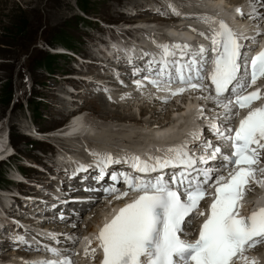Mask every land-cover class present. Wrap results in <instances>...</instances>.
Segmentation results:
<instances>
[{
    "label": "snow or ice",
    "instance_id": "snow-or-ice-1",
    "mask_svg": "<svg viewBox=\"0 0 264 264\" xmlns=\"http://www.w3.org/2000/svg\"><path fill=\"white\" fill-rule=\"evenodd\" d=\"M249 2L256 14L253 18L264 19V12L259 11L264 0ZM237 12L244 15L240 9ZM199 19L208 23L214 18ZM210 39L211 48L201 45L196 50L187 44L161 45V58L149 60L144 68H135L133 75L141 76L134 81L138 89L143 87V81L164 91H170L173 83L186 86L171 91L173 96L188 89L203 91L207 87L205 81L210 80L215 95L204 98L223 109L214 117L216 122L207 126L212 139L203 131L193 132L191 144L169 147L165 150L169 155L150 156L148 160L135 155L114 158L110 153H91L96 157L99 173L95 179L109 176L113 182L105 192L115 194L117 199L129 192L140 193L100 229L96 239L103 251L102 264H237L245 259V249L264 243V207L247 217L239 213L240 200L250 180L257 173H264V167H258L260 150H264V105L252 107L264 92L248 91L259 78H264V50L249 57L244 51L248 46L242 43L249 37L236 33L224 21L219 22V30L214 29ZM209 60L210 72L206 68ZM239 109H247V114L236 127L233 117L239 115ZM120 164L132 171H107ZM79 171H87V167L80 165ZM121 183L126 191L115 187ZM208 188L215 189L212 203L207 214L197 213ZM196 215L205 218L198 237L189 241L183 237ZM15 240L26 243L22 236ZM45 247L54 257L60 256L57 249ZM31 264L74 262L64 257Z\"/></svg>",
    "mask_w": 264,
    "mask_h": 264
},
{
    "label": "rangeland",
    "instance_id": "rangeland-1",
    "mask_svg": "<svg viewBox=\"0 0 264 264\" xmlns=\"http://www.w3.org/2000/svg\"><path fill=\"white\" fill-rule=\"evenodd\" d=\"M132 1L134 0H0V133L3 131L6 132V130L9 131L11 143L14 144V148L17 151L9 159L11 164H8L9 161L0 164V170L3 173V175H0V179L2 177L4 178V181L0 182L2 184L0 188H11L14 185L16 186L14 190L17 193H20L18 191L19 188H22L21 191L25 193V190L35 189V187L43 192L45 190L51 192L33 181H28V179L25 181L19 178L16 171L18 168L25 177L32 174L35 175L39 172L31 166L33 165L32 162L35 161L36 163L40 162L42 164L48 162L50 154L56 150L54 149L53 143L58 144L53 140L55 137V140L63 138L67 133L69 129L66 126V122L71 113L77 110L78 104L82 105V109L93 108L92 110L96 116V113L101 114L103 110L108 111L111 116L118 115L116 117L119 118L124 115H129L130 109L128 107L119 108V110L126 112L124 115H119L116 105L108 102L102 104L98 98L89 97L91 95L88 93L85 95L79 94L78 96L79 98L87 97L86 100L84 98H82V101L72 100L68 105L67 103L65 104L64 99H59L60 101L57 102V99L62 98L61 95H64L63 89L71 79L67 74L74 73L76 71L75 69L82 65L77 62L79 61L78 59H73L72 61L66 55L59 54L48 59L45 65L41 64V62L44 61L46 53L50 52L48 47L53 49L57 46H64L62 43L53 42L58 37L63 38L64 36L67 38L68 42L72 45V51L76 54L84 55L90 54L92 48L97 45L95 44L98 42L96 40L100 39L102 34H108L109 29H113V27L114 30L120 32V30H123L122 28H126L132 23L145 22L146 25H152L147 20L150 13L145 11L132 13L131 10L134 8ZM140 1L141 5H138L141 8L140 10H143V7L157 9L154 6V0ZM80 5H84L86 11H82L79 7ZM160 8L155 11V15L160 16L159 12L163 7ZM150 15L152 16L151 18H157L155 15ZM130 17L140 18H135V21H137L133 22V19H129ZM141 18L146 20L140 21ZM21 21H27L28 27L22 32H16L15 27ZM103 24H107L110 27L107 29ZM83 62L86 63L88 61ZM88 64L94 63L89 61ZM94 66L97 67L96 65ZM108 68L109 66H105L103 69L108 70ZM80 69L81 73L92 72L91 69H87L85 66ZM10 76L12 77V82H9ZM82 77L85 78V76ZM69 85L71 84L69 83ZM9 90H12V102L10 104L7 102L8 97L6 94ZM30 91L32 92V95H30L32 98L30 99L29 106H27L25 98L29 95ZM75 95H78V93L73 94V98L76 99ZM67 97L70 96L68 95ZM18 101L22 105L19 106L16 104L12 107L13 103ZM148 108L150 109V107ZM140 109L142 108L135 106L132 111H135L136 115H138L140 114ZM141 116H144V114ZM30 121H34V127H37V133H33V135L24 134L25 128L30 125ZM97 121H101V123L105 122L101 119H97ZM151 121L154 120L152 119ZM128 124L133 126L131 123ZM103 126L101 125V127ZM134 126L136 125L134 124ZM98 130H100V127H98ZM68 132L75 134L71 129ZM30 133L32 134V132ZM104 142L106 141L101 143ZM43 166L46 167V165ZM10 176L17 181L16 184L11 181ZM18 181L33 186L25 187ZM53 196L56 195L53 194ZM14 199L15 201L20 200L23 203V209H25V202L23 200L16 199L15 197ZM27 199L31 204L37 201L33 198ZM39 203L46 208L51 206L42 201H39ZM62 206L65 205L62 204ZM63 208L65 211L71 209L67 206ZM76 210L77 212L78 210L81 211V208L77 207ZM27 213L30 214V210L27 209ZM37 213L39 214L40 212ZM32 215L37 214L31 213L30 217ZM8 217L10 218V216ZM26 219L29 218L26 217ZM55 224L57 225V223ZM2 231H4V228ZM17 233L16 235L19 234ZM29 235L28 233V238L30 237ZM33 240L37 242L39 239L31 235V241ZM19 250L20 253H24L23 249ZM7 251L9 252V249Z\"/></svg>",
    "mask_w": 264,
    "mask_h": 264
},
{
    "label": "bare ground",
    "instance_id": "bare-ground-1",
    "mask_svg": "<svg viewBox=\"0 0 264 264\" xmlns=\"http://www.w3.org/2000/svg\"><path fill=\"white\" fill-rule=\"evenodd\" d=\"M150 1H152V0H150ZM154 1H155L154 6H156L157 9L160 7H164L165 3L167 2V0H154ZM243 1L244 0H225L223 2V4H220L221 7L218 8L217 11H215V12H218L219 14H225V11L227 10V8H231V6H233V7L242 8L243 11L247 8L246 12L250 11L247 13V15L248 16H255L256 14L252 13V7L251 6H253V5H251L249 2L247 7L245 8L239 4V3H242ZM132 2L134 4L135 12H140V11L144 12L145 11V12H148L154 16L156 13L155 11H157V9H155V8H151V9H150V7L144 8L143 7L144 5L142 6L143 10H140L141 8H139L138 5H141V1L140 0H134ZM143 4H144V2H143ZM218 4H219V2L217 0H185V6L190 7L194 12H197V13L205 12L210 7L214 8V6L215 7L218 6ZM257 7H258V5H257ZM125 9H127V8H125ZM259 11L264 12V8L263 7L259 8ZM250 13H251V15H250ZM150 14L148 16L149 18L147 17L148 22H158L157 24H160L162 22V21L159 22L161 19V16L155 15L157 18L154 19V18H151L152 16ZM135 18H140V17H130L129 19L130 20L133 19V22H136L137 20L135 21ZM125 19H127V18H125ZM259 19H260V17H258V16L256 18H254L253 23L250 24L249 28H251V29L253 28L254 31L258 30L262 34L261 29L264 26L261 25L262 22H259ZM141 20H146V19L141 18L140 21ZM144 26H150V25L147 24ZM163 29L167 30L168 32H172V30H173L171 27H169L166 24L163 25ZM186 29L187 28L183 27L181 30H186ZM139 30L143 31L142 28H140ZM139 30L135 29L134 31L138 32ZM126 36H130L129 31H127V30H120V32H118V30H114V28L109 29L108 34L105 33V35H103L101 37V39L99 40L100 43H98V42L95 43L97 45H95L94 48H92L90 54H84V55L77 54V56L79 57V59H78L79 61H77V62L81 63L80 65H82V66H79V68L75 69L76 71L74 73L67 74L71 78L68 82L71 84L73 91L78 92V95H75L76 99L73 98L74 93L70 94V96H71L70 100L71 101L72 100H79L80 101L83 97L79 98L78 97L79 94L85 95L86 93H88L89 95H91L89 97L98 98L100 103H102V104L104 102L107 103V101L103 99V96L101 94L97 93L98 91L94 92V90H92L95 86V83L92 82L89 78H87L89 80H87V79L82 80L81 76H88L90 78H93L92 77V76H94L93 74L98 75L99 70H100V67L98 65L100 64L101 67L104 68V66L106 64H108L110 56L112 59L110 64H113L114 63L113 61H115L116 59H119V58L123 61L135 63L138 60L137 56L139 54L136 52V49L131 46L132 45L131 42L127 41L125 39ZM261 40H262L261 42H264V35L261 37ZM83 61H88V62H86L87 63L86 64ZM89 61L94 63V64H88ZM94 65H96L98 68L95 67ZM84 66L87 69H91L92 72H87V73L82 72L81 73L80 68H82ZM67 75H65V76H67ZM65 76H62V77H65ZM105 77H113V75L111 73H108L107 75H105ZM64 81H67V80H64ZM114 84H116L115 81H113L111 84L109 83L108 85L114 86ZM110 86L108 88L110 91H112ZM67 92L63 89V93L68 96L69 94ZM59 99L62 100L63 98H58L57 102L60 101ZM86 99H87V97L84 98V100H86ZM124 104H126V103H124ZM72 105H74V104H72ZM72 105H70V106H72ZM78 107L82 109L81 104H78ZM125 107H128L130 109L129 115H124L121 118L112 117L108 113V111H106V110H103V112L101 111V114L96 113L97 118L99 120L100 119L104 120L105 123L103 124V122H102V124H101V121H97V122H100V124L104 125V126L107 125L106 128H104V126L101 127V125H99L100 130H98L97 125H95V127L91 128L90 125H88L86 122H83L79 119L78 120L75 119V121L72 124H68L67 125L68 129L69 130L71 129L74 132H78L79 129L81 130V132H85V133H86V131H89V132L96 131V132L94 133V135H90L87 133L88 135H85L82 137V136L77 135V134L76 135L72 134L71 132H68L69 131L68 129H65L68 131L64 135L63 138H58L57 139L58 141L55 140L56 137H55V139L53 138L54 139L53 141L58 143V144L53 143L54 149H56V150H55V152L50 154L48 162H44L42 164L40 162L36 163L35 161H33V162L31 161L33 164H36L39 166H43V165H47V164L51 165V167H48V169H47L49 174L37 172L35 175L32 174L30 176L29 175L26 176L27 179L29 181H33V182L37 183L39 186H42V187L46 186V188H49V190L52 193H54L60 200H63V201L69 200V199L72 200L73 198L77 197V195L73 194V192L78 187V185H77L78 181L76 178L69 180L68 177L65 176L64 168L69 169L72 167V165L65 158L61 149H63V151H65V153H68L69 156L76 158L77 160H76V162L75 161L74 162L78 164L79 162L85 163L87 161H90V162L96 161V157L91 155V153H93L92 149L94 150L95 153H100L103 150V148L113 149L112 145H109V144L106 145V142H104L105 144L101 143L103 141H108L109 139H111V137L117 138V143L119 142L120 145H122V147H123V144H125V146L130 147V148L135 147L134 149H137L138 153H140V152H144L148 149V147H149L148 144H152V145H154V147L157 146V148L159 147V142H158L157 138H159V134L161 133L160 131H163V130H167V131H171V132H174V131L178 132L179 131L178 134L181 135L180 132L182 131L183 128L180 125L177 126V125L172 123L173 119L170 116L172 114L171 112H174V111L172 109H169L168 106H165L162 104L161 105L155 104L152 106V104L151 105L150 104H147V105L144 104L143 105L141 103L140 108H142V109H140L141 111H140V114H138V116H141L143 114H144V116H145V114L147 116V114H149L147 116L149 118H147L145 116L144 119L140 120L139 122L136 121L135 111H132V109L135 107V105H132L129 107V105L126 104ZM148 107H150V109ZM191 107L193 108V111H192V116L190 117V122H191V130L190 131L194 132L195 130H197V128H196V125L193 123L196 119V114L199 111L200 105L195 104L194 106L191 105ZM78 111L79 110H74L71 113V115L76 114ZM184 111L185 110H183V112ZM182 117H179V119L184 121V123H185L186 122L185 118L183 115H182ZM152 119L154 121H151ZM109 121H111V122H109ZM130 121H132V122H130ZM133 122H135V123H133ZM181 122H180V124H181ZM196 122L198 123L199 121H196ZM128 123L133 124V126H130ZM134 124L136 126H134ZM34 125H35L34 121H32V122L30 121V125H29V127L25 128L24 133H26L27 135H33V133H37V130H36L37 127H34ZM30 132H32V134ZM63 132H64V130H63ZM164 133H162V134H164ZM65 138H67V139H65ZM126 138H128V140H125ZM182 138L183 139L187 138V135L183 136ZM71 142H72V144H71ZM130 144H134V145H130ZM0 146H1V138H0ZM122 147H121V151L123 150ZM86 148H88V149H86ZM84 149H86V150L82 153L81 150H84ZM153 150L154 149H149L147 152L150 153ZM85 152L87 154V158L83 159V155ZM43 167H45V166H43ZM45 168H47V167H45ZM50 174L52 176L56 177L55 181L49 179ZM21 190H22V188L18 189V191L20 193H22L23 195L37 199V201H35L36 203H33L31 205L28 204L29 206L26 207V208L32 209V212H31L32 214L37 209L38 210L44 209L43 205L41 203H39V201H40L39 197L43 198V201H46L47 204H49L51 202L53 204H55L58 202V200H54L52 197H50V195L43 194V192L40 191L39 189H37L36 187H35V189L25 190V193H23ZM0 196H3V195H0ZM83 197H85V196H80L81 199H83ZM15 202H16V207L18 208V210H12V209L8 210L5 207H2V209L0 208V212L2 213V216H0V224L1 225L4 224V221H9L7 219L8 216H10V218L15 217L14 214L17 211L23 210V211L27 212L25 209H23V203L20 200L15 201ZM68 202H69L70 207L74 213L77 212V210H76L77 207L82 209V207H85L89 203V201H84V200H80V199H78V200L73 199L72 201H68ZM4 203L5 202L3 200H0L1 205L4 206ZM36 204H37V207H35ZM63 207H65V206H63ZM63 207H62V205L58 206L57 210L59 208H63ZM91 212H92V210L89 212V209H87L84 213L88 215V213L90 214ZM63 213L65 215L69 214L67 210L65 211V209L63 210ZM104 213H107V212L102 209V214L97 215V219L100 218V216L105 217ZM4 214H5V216H4ZM34 214H37L36 216H38V217H42L43 219H46L49 216L50 212L44 213V215H43L42 211L39 214L38 213H34ZM28 215H31V214H28ZM71 217H74V216L71 215ZM93 218L96 219V216H93ZM53 219H54V221L46 222L45 224L56 226L57 228H54V230L56 232H59V233L61 231L60 226H64L66 228L65 229L66 236L60 233L62 235V239L67 241V239H66L67 236L68 237H71V236L75 237V235H76L75 229H70V226L73 225L72 219H71V222H68L66 220L59 221V220H57L56 217H53ZM18 220H22V221H24V223L19 224V223L8 222V226H6L4 229V234H7V231L10 233L11 232H19L20 234H23V231H24L23 228L27 227L26 224H27V222H30V221H29V219H21V218H19ZM25 221H27V222H25ZM95 222H96V220H91L90 224H95ZM55 223H57V225ZM28 230L26 229L25 231L28 232ZM28 233L30 234L29 235L30 237L29 238L25 237L26 239L31 240V235H32V237H36L37 239H39L41 241H43L42 236L47 234L46 232H41V231H37V230H31ZM61 235H59V237H61ZM0 239H3V245L5 248H6V246L8 247V246H11L14 244L11 242V240H9L7 238V236L4 237V236L0 235ZM17 243L19 244V242H17ZM263 244L264 243H259L255 247L258 249V251H260L262 253V260L258 261L256 264H264V248H260V247H264ZM0 247H1V245H0ZM81 248H82L83 255L87 256L88 258L87 259H81L75 255V259L72 260L74 262V264H88L94 258L95 252H92L93 246L91 244H88L87 240L83 241ZM8 249H9L8 253H11V254L15 253V252L16 253L20 252V250L16 249L14 246L8 247L6 249V251ZM86 249H87V255L85 254ZM30 252L31 253L29 256L26 255V256L21 257V259H20L21 263L31 264L33 259H32V251H30ZM16 256H17V258H20L19 256H21V255L18 254ZM33 256L35 259L38 255H33ZM258 256H259V254H258ZM98 257H99V255L95 257V261ZM78 259H80V260H78ZM8 264H13V263L11 262Z\"/></svg>",
    "mask_w": 264,
    "mask_h": 264
},
{
    "label": "trees",
    "instance_id": "trees-1",
    "mask_svg": "<svg viewBox=\"0 0 264 264\" xmlns=\"http://www.w3.org/2000/svg\"><path fill=\"white\" fill-rule=\"evenodd\" d=\"M80 8H81V10L82 11H86V8L84 7V5H80L79 6ZM28 27V23H27V21H21V22H18V25L15 27V30H16V32H22V31H24L26 28ZM53 42H59V43H62L64 46H67V47H69V48H72V45H71V43H69L68 42V39L67 38H65L64 36H63V38H60V37H58V38H56L55 40H53ZM53 56H58L57 54H52V53H50V52H48V53H46V57H45V59H44V61H42L41 62V64H43V65H45V62H47L48 61V59H51ZM41 64H39V65H41ZM38 66V65H37ZM11 76H12V74H11ZM10 76V78H9V82L11 81H13L12 80V77ZM36 83V82H35ZM11 91V92H10ZM7 97H8V99H7V102L10 104L11 102H12V90H9V91H7ZM30 95H32V92L25 98L26 99V102H27V106H29V102H30V99L32 98V97H30ZM19 105V106H21L22 105V103L20 102V101H18V102H14L13 103V105H12V107L14 106V105ZM33 111V110H32ZM34 112V111H33ZM3 175V173L1 172V170H0V175ZM1 181H4V178L2 177L1 179H0V182ZM1 184V183H0Z\"/></svg>",
    "mask_w": 264,
    "mask_h": 264
}]
</instances>
